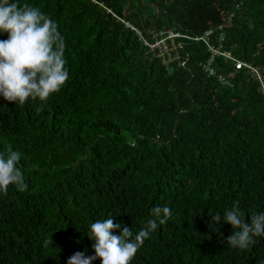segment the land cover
Listing matches in <instances>:
<instances>
[{
    "label": "trees",
    "instance_id": "16d2710c",
    "mask_svg": "<svg viewBox=\"0 0 264 264\" xmlns=\"http://www.w3.org/2000/svg\"><path fill=\"white\" fill-rule=\"evenodd\" d=\"M9 2L56 22L69 79L47 101L0 97V154H21L27 184L0 192V264L94 255L92 223L135 234L164 206L171 218L130 264H262L264 236L231 248L232 226L211 220L234 201L246 222L264 212V0ZM157 12L155 33L179 34V56L144 45ZM212 29L232 56L214 58V75L198 39Z\"/></svg>",
    "mask_w": 264,
    "mask_h": 264
},
{
    "label": "clouds",
    "instance_id": "9594fccd",
    "mask_svg": "<svg viewBox=\"0 0 264 264\" xmlns=\"http://www.w3.org/2000/svg\"><path fill=\"white\" fill-rule=\"evenodd\" d=\"M4 33L8 38L0 40V97L24 104L29 97L47 101L59 92L69 79V72L65 68L64 39L56 22L29 4L0 0V34ZM20 158L21 154L11 148L7 156L0 154V192L6 194L10 185L20 192L27 189L17 167ZM151 216L135 234L132 228L114 223V219L97 220L90 225L88 235L94 241V255L76 252L67 264H93L97 259L102 264H130L150 234L171 218L172 210L167 206L154 207ZM213 221L215 226L222 221L232 226L233 232L226 239L231 248L246 249L255 243V237L264 236V212H251L250 222H246L239 201H234L223 217L220 213L213 216Z\"/></svg>",
    "mask_w": 264,
    "mask_h": 264
},
{
    "label": "built area",
    "instance_id": "2783aa9c",
    "mask_svg": "<svg viewBox=\"0 0 264 264\" xmlns=\"http://www.w3.org/2000/svg\"><path fill=\"white\" fill-rule=\"evenodd\" d=\"M224 26H221L220 29H222ZM139 35L141 37L142 36V32L137 30ZM215 31L214 29L209 30L206 32L205 36L202 38H198L199 40H204V42L206 43V45L208 46L209 50L212 52V58L210 59L209 64H207V69H209L210 75H214V73L216 72L211 66L212 63L214 61V58L222 53H224V55L226 56V58H232L230 52H223L222 51V41L224 40V35H220V41L219 46H217L216 43H214L212 36L214 35ZM164 33H155V36L153 37V39L151 40V38H147V39H143L144 40V45L155 48L157 46L161 47V50L163 52V55L168 54V56H179L178 55V51L179 49L182 47V43L180 42H175L176 39L179 37V34H177L176 32H174L173 30L167 31L164 35ZM163 35V37H161ZM244 66V63L241 60L236 61L235 63V68L236 69H241ZM262 76L259 75V79H261ZM220 79L222 81H225V78L223 76H220ZM262 87L264 89V83L262 81Z\"/></svg>",
    "mask_w": 264,
    "mask_h": 264
},
{
    "label": "water",
    "instance_id": "95a60500",
    "mask_svg": "<svg viewBox=\"0 0 264 264\" xmlns=\"http://www.w3.org/2000/svg\"><path fill=\"white\" fill-rule=\"evenodd\" d=\"M130 6H131V4L129 3V5H128V8H127L126 15H129L131 12L135 11V10H132L131 12H128V10H129ZM154 7H155V8H157V6H156V5H155ZM158 19H159V13L157 12V21H158ZM156 30H157V25H156V27H155L154 31H153V32H150V35H153V34H155V31H156Z\"/></svg>",
    "mask_w": 264,
    "mask_h": 264
},
{
    "label": "flooded vegetation",
    "instance_id": "af4514ba",
    "mask_svg": "<svg viewBox=\"0 0 264 264\" xmlns=\"http://www.w3.org/2000/svg\"><path fill=\"white\" fill-rule=\"evenodd\" d=\"M157 22H158V21H157V19H156V22H155V27H156V25H157Z\"/></svg>",
    "mask_w": 264,
    "mask_h": 264
},
{
    "label": "crops",
    "instance_id": "0c3cea01",
    "mask_svg": "<svg viewBox=\"0 0 264 264\" xmlns=\"http://www.w3.org/2000/svg\"><path fill=\"white\" fill-rule=\"evenodd\" d=\"M260 76H262L261 74H259ZM259 77V76H258Z\"/></svg>",
    "mask_w": 264,
    "mask_h": 264
}]
</instances>
